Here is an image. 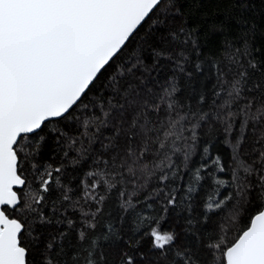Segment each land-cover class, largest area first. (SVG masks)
Masks as SVG:
<instances>
[{
	"label": "snow or ice",
	"instance_id": "1",
	"mask_svg": "<svg viewBox=\"0 0 264 264\" xmlns=\"http://www.w3.org/2000/svg\"><path fill=\"white\" fill-rule=\"evenodd\" d=\"M250 31L241 48L225 40L209 111L183 110L173 80L157 91L145 79L161 61L183 72L185 50H197L179 0H0V264H33L41 243L39 264H108L105 247L112 264H264V60ZM205 124L220 125L232 149L230 180L207 144L192 161ZM45 152L62 153L61 164ZM68 159L91 161L75 201L61 180ZM114 191L134 216L131 235L105 219ZM141 204L156 215L136 212ZM65 219L75 245L39 230Z\"/></svg>",
	"mask_w": 264,
	"mask_h": 264
},
{
	"label": "trees",
	"instance_id": "2",
	"mask_svg": "<svg viewBox=\"0 0 264 264\" xmlns=\"http://www.w3.org/2000/svg\"><path fill=\"white\" fill-rule=\"evenodd\" d=\"M181 10L186 18L187 25L189 28L196 26L199 28V43L196 51H192L191 47L185 50V54L188 59L184 64V71L181 72L176 69L174 63H165L161 61V67L153 71L150 75L145 73V79L149 81V87H153L152 81H158L155 85L157 91L160 85L166 84L169 80H173L177 91L174 93V99L178 105L182 106L183 110H187L189 107L193 111L198 106L202 107L204 111H209L212 104L213 92L217 85V65L219 68H223L224 64L221 62V58L225 53V40L231 41L233 44V50L241 48L242 44L237 39L238 36L242 35L244 31L254 30V35L250 31L249 39L251 41L253 49H259V52L254 51V55L264 60V0H179ZM246 3V7L243 11L239 8H233V4ZM241 17L243 20H241ZM246 21L247 23H244ZM179 51V49H177ZM148 64L151 65L152 61L149 58ZM199 65V68H197ZM111 71V69H110ZM204 96L206 103H200V97ZM199 141L196 147V154L192 157L193 163L200 162V156L203 153V148L207 144L211 157L219 156L222 163L228 169L224 173H217V177L220 179L230 180L231 179V168L232 164V149L224 143V132L220 125L210 126L205 124L199 130ZM240 132L239 124L235 127V135ZM107 134V132H106ZM234 143V141H233ZM72 155H75L73 153ZM62 153L57 154V157L50 158L48 153L45 152L44 159L49 160L55 166L61 164L60 157ZM64 172L61 174V180L67 189H71L70 194L72 195L73 201L81 197V181L86 179L85 173L91 167V161L85 160L78 165H73L71 160H64ZM206 187V185H205ZM223 191V190H221ZM204 189H201L200 196H203ZM59 196V190L53 186L52 198L56 199ZM252 200L256 202V193L253 192ZM254 206V204L252 205ZM59 207V206H57ZM159 210V204L154 206ZM67 208L66 217L73 219L77 224L80 223L79 212L73 213L71 206L66 203ZM52 205L48 203L47 207L44 208L46 214L51 215ZM136 212H144L147 215L154 216L156 211L148 209L146 206L141 204L135 210ZM180 210H170L169 221L165 224L168 227L177 218L176 212ZM201 209L198 207L197 215ZM59 215V213H57ZM117 223L118 226L123 227L124 233L131 235L130 229L132 221L134 219L133 214H125L119 207L118 192L114 191L111 194V199L105 204V219L108 216ZM124 217V222L120 224V218ZM180 224H183L181 219ZM242 226V225H241ZM211 227V222H209ZM45 235H56L61 231L68 232V236L63 240L65 245L69 243L75 245L77 243V236L75 230L68 229L66 219L62 224L53 223L47 225L42 229H39ZM103 231V230H101ZM195 231V229H193ZM121 233V235H124ZM136 238H143L137 236ZM127 239V236H125ZM189 242L195 243L194 236H186ZM99 243L104 244L101 240ZM147 239H143L144 248L146 249L149 245ZM119 248L124 246L123 241L117 242ZM43 243L39 245L37 249H34L31 254L33 264H39L41 259L39 252L43 250ZM106 253L108 264H112V261L116 259L113 251L105 247L103 249ZM71 251V249H69Z\"/></svg>",
	"mask_w": 264,
	"mask_h": 264
}]
</instances>
